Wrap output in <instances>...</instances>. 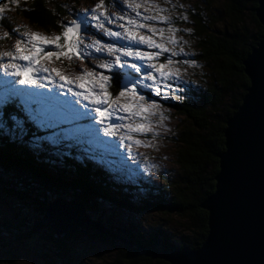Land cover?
Returning <instances> with one entry per match:
<instances>
[{"label": "trees", "instance_id": "trees-1", "mask_svg": "<svg viewBox=\"0 0 264 264\" xmlns=\"http://www.w3.org/2000/svg\"><path fill=\"white\" fill-rule=\"evenodd\" d=\"M258 5L259 0H198L191 8V36L197 41L199 61L207 64L209 75L205 87H200L201 83L196 82L201 80L193 77L181 94L184 99L169 102L186 122L174 134L178 136L177 178L163 176L161 183H155L147 177L132 175L128 166L120 171L107 170L86 159L76 143L79 139L59 142L68 148L59 147V155L70 154L63 161L57 155L45 156L47 144L41 151L43 155L34 156L27 142L32 146L41 144L38 139L46 132L31 120L32 116L24 114L21 96L2 101L0 98V198L8 195L34 204L39 214L37 221L32 224L24 219L19 231L27 230L28 239L32 240L45 231L52 257H46L50 259L48 264H71L70 243L89 233L70 229L63 238H56L50 224L43 220L45 206L52 196L78 197L89 212L104 201L130 213L128 224L119 229L107 220L108 227L126 237L127 242L96 231L91 233L115 249L117 259L113 264H171L161 255L202 245L209 232L208 211L202 208V203L215 190L219 156L225 150L227 121L241 105L250 85L244 60L264 36V26L256 13ZM17 8L29 22L48 31L60 30L65 14L61 5L50 0H30ZM127 180H135V184ZM158 211L173 212L185 219L188 234L181 229L173 231L170 217L164 216L162 226L144 232L140 217ZM5 230L9 228L1 222L0 240H6ZM44 255L48 256L47 252ZM54 259L57 263L52 262Z\"/></svg>", "mask_w": 264, "mask_h": 264}, {"label": "rangeland", "instance_id": "rangeland-1", "mask_svg": "<svg viewBox=\"0 0 264 264\" xmlns=\"http://www.w3.org/2000/svg\"><path fill=\"white\" fill-rule=\"evenodd\" d=\"M28 1L30 0H16L15 3H13L12 0L4 3L0 1V8L4 9V11L0 13V52L15 50L17 39L20 38V36L16 33L22 35L24 33L31 34L32 32H36L49 38L60 36L63 32V28L65 26H69L71 21L77 18L78 13L83 14L86 9L91 10L97 3H100V0H50L53 4L57 3L61 5L65 14L60 21V30L54 29L52 31H48L32 24L28 21V19L20 14L17 7ZM197 1L198 0H150L155 7L151 8L149 12H145L143 8L140 9V11L145 15L155 13L157 8L166 9V11L160 14L173 21L172 27L179 29V31L172 35L177 41L183 42L181 46L183 47L184 52L188 53L187 56L181 55L177 57H170V53H164L153 61L154 63H166V58L179 61L174 64V67L179 70L180 75L178 79L181 81L179 84L176 83L175 79L167 82H161V96H153L151 92L141 93L146 96H152V100L160 105V107L156 109V115L149 116L148 120L145 121L129 117L127 113H117L125 116L126 119L123 121H115L116 123H123L133 127L137 123H150L151 131L139 134L130 133L128 129L121 128L116 130L117 135L115 137L104 136L102 131L99 136L85 131L84 135L86 137L79 139L80 142H76L78 138L72 136L71 134H69L67 138H56V136H54L53 133L51 134L49 131L59 132L60 129L53 130L42 127L40 120L35 115L37 106L31 104L26 97L21 96L23 100H20V102L23 107L22 109L24 114L26 115L27 113L28 116H32L31 120L36 122V125L46 132L45 135L38 139L41 141V144L37 143L35 146H32L31 142H27V145L32 148V154L34 156L38 154L43 155L41 151L44 149V144H47L44 149L46 151V153L44 151L45 156L57 155V157L63 161V158H69L70 154H64L63 157L59 155V150H61L59 147H63L66 150L68 149L64 145L59 144V142H68L67 140L70 139L71 142L75 141L78 144V148L81 149L86 159L102 167L104 166L107 170L112 169L113 171H120L122 167L128 166L130 169L129 172L132 175L135 176L136 174L138 176L140 175V177H147L150 181L155 183H161L164 179L163 176L166 178L167 176L171 177L173 175L174 178L176 175L177 178V174H175L177 171L175 154L178 136H174V134L176 131L182 129L183 126L186 125V122L184 116L178 114L169 102L176 100L172 99L173 96H181L183 93L179 91L181 87L185 89L184 92L186 91V85L190 80L200 79L201 81H197L196 83L200 82V87H205L208 77L207 75H209L207 64L199 61V53L198 50H196L197 41L193 36H191L190 30L189 13L191 8L196 5ZM104 4L105 8L98 9V11H106L109 16L124 14L129 16L134 15L127 10V8L123 5L122 0H104ZM184 17L187 19L185 20ZM2 21L5 23L2 24ZM120 23H123V21H115L113 24H107L105 22L104 27L112 31L122 32L123 29L117 26ZM151 26L164 28L165 36L167 37V35H169L167 32V24H152ZM13 30H15V33ZM5 33H9V35L5 36ZM142 34L150 35V33H147L146 29L142 30ZM80 35L84 44H93L96 40H99L102 44L115 42L118 47L121 44L120 41H114L113 38L104 36L103 29H96L91 26L89 27L88 32H81ZM155 39L157 42H160L159 36ZM124 43H126V41ZM53 47L54 46L52 45H47L45 46V51L52 50ZM82 47L83 45H81V48ZM136 47L140 51H158L156 49H149L145 45H138ZM166 47L175 51L180 50V46L177 45L166 44ZM90 53L91 54L87 58H77V56L73 55L71 59L62 57L60 60H56L55 58H52L51 60H42L41 64L49 69H56L69 80L74 81L73 84H70L73 91H83L82 89L76 87V84L83 82L76 79L78 76H82L89 71L97 72L102 75H110L107 70L97 67V65L104 62L106 58L109 60L112 59L111 57H107L106 51L97 53L93 48L90 50ZM185 60L195 61V66L184 63L183 61ZM0 62H7V59L5 58L4 61ZM137 63L141 62L137 61ZM196 75L198 76L197 78ZM13 79L14 78L11 76H5L3 71L0 70L1 101L2 99H9L8 91L10 90L11 84L14 83L12 81ZM56 82L63 83L59 81L58 77H56ZM45 83L47 86L43 89L33 88L26 90L43 92L46 94L48 87H52V85L47 84L46 81ZM110 84L111 87L108 88V92L110 97L115 99L118 95L115 96L114 92L117 89H120V87L116 84L115 78L110 81ZM167 85H170V87ZM16 87L21 88L20 85H16ZM53 90L56 92L63 91L65 92L66 98L75 99V97H72L70 93L67 92L66 88H54ZM65 97H61V99H64ZM120 102L125 103L126 101L122 98ZM84 103L87 104V101H84ZM89 107H91V105ZM160 114H163V120H161ZM92 124L97 129L102 127L101 125L96 124L94 120L92 121ZM61 127L67 128L70 126L63 125ZM121 136L125 137L124 145H121L120 143ZM129 136L131 137V141L139 140L141 144L137 145L134 142H130ZM127 181H130L132 185L135 184V180ZM98 205V209L90 212L92 218L96 220L101 219L100 221L107 227L109 226L107 225V220H109L108 223L115 225L116 229H119L120 226H126V224H128L127 220L129 219L130 213L126 210L115 207L110 203H105L104 201H101ZM159 212L160 211L156 212V214L154 213L153 215H145L146 217H140L144 232H152L156 230L157 227L162 226L163 221L161 217L164 216L170 217L171 220L169 222L173 224V231H179L181 229L188 234V229L186 228L187 222L185 219H180L178 215L173 212L168 213L170 216L168 214H160ZM37 215L39 214L34 209V204L30 201H23V199L8 197V195L0 198V224L1 222L6 223L9 228V230H5L4 237L6 240H0V264H48L47 260L52 259L50 254V244L45 239V231H40L39 234H36L38 236L34 237L33 240L28 239V234H26L28 232L27 230H24V232L19 231L20 224L24 221V219L28 222L31 220L29 223L34 224L37 221ZM140 219L136 221L140 222ZM110 229L120 235L112 228ZM86 231L89 233H83L84 235L78 236L77 239L70 243L72 252L68 258L69 262L71 264L115 263L114 261L117 259L115 249L108 243L102 241L101 238L92 235L91 233L95 230ZM174 234L181 237V234ZM117 239L128 241L126 237L124 238L122 236ZM46 252L48 256L44 255ZM46 257L50 259H47ZM57 261L58 260L54 259L52 262L57 263Z\"/></svg>", "mask_w": 264, "mask_h": 264}, {"label": "snow or ice", "instance_id": "snow-or-ice-1", "mask_svg": "<svg viewBox=\"0 0 264 264\" xmlns=\"http://www.w3.org/2000/svg\"><path fill=\"white\" fill-rule=\"evenodd\" d=\"M12 2L15 3L16 0ZM122 3L134 15L109 16L106 11H98V9L105 8L104 0H100V3H97L91 10L86 9L83 14L78 13L77 18L73 19L69 26L63 28L60 36L49 38L36 32L22 35L16 33L20 38L17 39L15 50L0 52V61L7 59V62H0V70L5 76L14 78L12 80L14 83L8 91L9 98L23 96L31 104L36 105L35 115L40 120L41 126L48 129H60L59 132H53V135L58 138H67L69 134L78 139L85 138V131L98 136L102 131L104 136L115 137L116 130L121 128L128 129L130 133H147L151 131L150 123H137L134 127L116 123L115 121L126 119L125 116L117 113H127L129 117L147 121L149 116L157 114L156 109L160 105L152 100V96L141 93L151 92L153 96H161V82L175 79L176 83H181L178 79L179 70L174 67V64L179 61L166 58V63L153 62L164 53H170V57L188 55L181 46L183 42L177 41L172 35L179 29L172 27L173 21L160 14L166 9L157 8L155 13L145 15L140 11L141 8L149 12L155 7L150 0H122ZM3 11L4 9L0 8V13ZM184 19L187 18L184 17ZM115 21H123L117 25L123 29L122 32L104 27L105 22L113 24ZM152 24H167L169 35L166 37L164 28L151 26ZM90 26L103 29L104 36L120 41V46H116L115 42L102 44L99 40L94 41L93 44H84L80 34L88 32ZM145 29L150 35L142 34V30ZM13 31L15 33V30ZM8 35L9 33H5V36ZM157 36L160 42L155 39ZM166 44L180 46V50H171L166 47ZM47 45L54 47L52 50L45 51ZM81 45H83L82 48ZM138 45H145L149 49L158 51H140L136 47ZM93 48L97 53L106 51L107 57L112 58L110 60L106 58L104 62L97 65L107 70L110 75L89 71L78 76L76 79L83 82L76 84V87L83 91H73L68 85L73 84L74 81L69 80L56 69H49L41 64L42 60L52 58L60 60L62 57L71 59L73 55L77 58H87ZM183 62L195 66V61L185 60ZM56 77L63 83H57ZM113 78L120 87L115 99L111 98L108 92V88L111 87L110 81ZM45 81L52 85L48 87L46 94L26 90L43 89L47 86ZM16 85H20L21 88H17ZM167 86L170 87V85ZM54 88H66L75 99L66 98L65 92H56ZM184 90L183 87L179 89L181 92ZM61 97L65 98L61 99ZM122 98L126 101L125 103L120 102ZM172 99L183 100L184 97L173 96ZM84 101H87V104ZM160 118L164 119L163 114H160ZM93 120L102 127L95 128L92 124ZM63 125L70 127L62 128ZM124 140L125 137L121 136V145H124ZM129 141L137 145L141 144L139 140L131 141L130 136Z\"/></svg>", "mask_w": 264, "mask_h": 264}, {"label": "water", "instance_id": "water-1", "mask_svg": "<svg viewBox=\"0 0 264 264\" xmlns=\"http://www.w3.org/2000/svg\"><path fill=\"white\" fill-rule=\"evenodd\" d=\"M256 13L264 26V0ZM244 66L250 85L227 121L215 190L202 203L208 211V235L197 249L161 255L171 264H264V36ZM43 220L59 239L70 229L121 238L92 218L78 197L52 196Z\"/></svg>", "mask_w": 264, "mask_h": 264}, {"label": "bare ground", "instance_id": "bare-ground-1", "mask_svg": "<svg viewBox=\"0 0 264 264\" xmlns=\"http://www.w3.org/2000/svg\"><path fill=\"white\" fill-rule=\"evenodd\" d=\"M68 87H70V85H68ZM110 150V149H109Z\"/></svg>", "mask_w": 264, "mask_h": 264}]
</instances>
